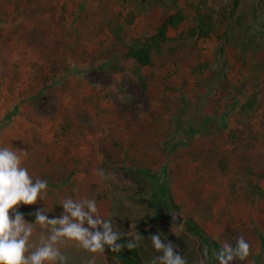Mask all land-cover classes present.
<instances>
[{
  "label": "rangeland",
  "instance_id": "rangeland-1",
  "mask_svg": "<svg viewBox=\"0 0 264 264\" xmlns=\"http://www.w3.org/2000/svg\"><path fill=\"white\" fill-rule=\"evenodd\" d=\"M225 10L234 11L232 22ZM176 12L185 21L169 31L174 41L153 55L151 68L125 59ZM252 23L264 30V0H0V146L27 151L23 166L33 179L60 188L61 174L90 172L105 214L135 225L156 214L144 203L153 191L188 220L206 218L196 187L212 208L229 187L230 218L250 219L242 229L259 236L264 253V71L250 69L264 51L253 56L242 46ZM199 24L206 37H188ZM65 120L71 137L56 143ZM205 153L198 168L192 158ZM225 153L231 178L222 187L216 177ZM100 168L114 179L100 180ZM129 169L147 183L140 196L122 189L135 186ZM207 172L214 176L207 192L191 186ZM41 202L18 211L32 215Z\"/></svg>",
  "mask_w": 264,
  "mask_h": 264
},
{
  "label": "clouds",
  "instance_id": "clouds-1",
  "mask_svg": "<svg viewBox=\"0 0 264 264\" xmlns=\"http://www.w3.org/2000/svg\"><path fill=\"white\" fill-rule=\"evenodd\" d=\"M21 154L26 157L27 151L0 146V264H67L68 258L60 251V245L86 251L90 254L87 264H96V254H103L106 249L119 252L125 247L128 250L137 247L135 240L139 237L126 244L121 242L125 234L114 229L111 218L100 215L95 198L74 200L65 197L58 218H48L51 209L46 211L45 207L35 211L34 223L26 222L18 206L34 205L38 200H44L48 182L39 177L33 179L23 166ZM95 174L102 181L114 179L103 168L97 169ZM34 225L48 232L46 238L41 235L37 245L30 244ZM150 241L154 250L161 253L153 258L152 264H186L183 256L174 251V244L165 243L159 234L151 235ZM250 252L251 245L240 235L234 246L225 241L216 253V259L219 264H231L234 260H246ZM203 255L205 258L198 264H206L207 246Z\"/></svg>",
  "mask_w": 264,
  "mask_h": 264
},
{
  "label": "crops",
  "instance_id": "crops-1",
  "mask_svg": "<svg viewBox=\"0 0 264 264\" xmlns=\"http://www.w3.org/2000/svg\"><path fill=\"white\" fill-rule=\"evenodd\" d=\"M193 157H195L192 158L193 160H198V168H201L202 162L206 161L209 158L206 153L201 156V160L199 159V156ZM79 161L85 164V160L83 158ZM52 173V178H58L57 173L55 174L54 171ZM222 173L221 176L216 177L218 185H221L223 187L228 184L229 186L228 181L231 178L230 174L226 175L225 173ZM91 175L92 174H90V172H83L81 169L70 172L67 171L64 174H61V179L63 180L61 188L56 185L55 180L50 181L47 185V198L45 200H42L41 202L42 208L46 207V211L51 209L47 213L48 218H58L61 215L63 209L60 204L65 197H71L74 200H78L84 197H87L89 199L95 198L100 215L106 219L111 218L115 230H123L122 234H125L124 237L127 239L132 238L133 240H135L136 237H139V239L135 240V242L137 244L139 257L144 264H152L153 258L161 255V253L154 250L151 244L150 236L153 234H159L161 239L165 243H167V241L173 243L175 247L174 251L177 254L183 256V258L186 260V264H198V261L200 259H204L205 257L203 253L205 246H207L208 250L206 264H219L218 260L216 259V253L219 252L222 244L225 241H228L234 246L236 238L240 235H243L251 245L252 252H250V255L246 258V260H234L231 262V264H264V253L262 252L263 246L262 244H260V240H258L259 236H248L242 229V226H246L245 224H248L250 222V219L244 218L243 220H240L242 219L240 217L239 219L230 218L229 205L228 207L225 205L226 202L228 203L231 198L230 188L228 187L222 190V196L219 195V199L214 203L213 208L211 204L210 207L206 205V195L208 194L206 190L207 186H209L208 184L211 182H207L206 180L214 178L212 172H207L206 174L199 173L198 176H196L197 174L195 175V178L192 177L194 178V180L191 186L200 185L204 187L205 191L207 192V194L203 195L198 191V188L196 187L194 189L195 196L193 197L197 200V202H203L200 208L201 211L205 212L202 213V216L206 218L188 216L189 219L184 220L183 224L178 228L167 224L163 219L149 222L138 227L134 224V222L132 221L133 219L131 218L127 217L126 219H123L113 215H106L105 213L107 207L105 208V205L103 206L104 201L98 198V195H96V191L94 192V190L91 188L92 182L87 181L88 179L91 180L93 178ZM184 178L180 179L181 183H183ZM214 183L215 182H212L211 185H213ZM235 184L238 186L240 185L238 183ZM213 189L211 188L212 191ZM183 193L187 196L185 191H183ZM178 202L183 201L181 200ZM260 208L261 207H258V209ZM24 219L29 223L35 222L34 214L24 215ZM188 225L194 227L195 229L190 231V229H188ZM124 226L125 228H122ZM85 227H87L86 223ZM233 229H236L235 232L233 231ZM150 232L151 234L149 235ZM41 235L45 236L46 238L48 232L42 231L39 229L38 225H34V232L32 237L30 238V244L37 245L39 243ZM59 247L60 251L68 258L67 264H87L88 260L90 259L89 253L77 247L69 245H60ZM31 250L33 249L30 248V251ZM96 255V264H122L114 256L108 255L106 253Z\"/></svg>",
  "mask_w": 264,
  "mask_h": 264
},
{
  "label": "trees",
  "instance_id": "trees-1",
  "mask_svg": "<svg viewBox=\"0 0 264 264\" xmlns=\"http://www.w3.org/2000/svg\"><path fill=\"white\" fill-rule=\"evenodd\" d=\"M236 4H237V2L234 3V5H236ZM222 14H223L222 16L224 19H226L228 17L227 19H229L230 22H232L234 20L233 19L234 11L225 10ZM206 18H208V17H206ZM184 21H185V16L181 12H176L175 14L168 15L155 28V32L152 35L143 37L138 42L137 45H133V46H130L127 48L126 52L124 53L125 59L137 63L140 67L151 68L153 65V55L155 53L159 52L160 49H162L164 44L174 41L173 38L169 37V35H168L169 31L177 29L178 26ZM235 22L240 25V18H237V20H235ZM201 25L202 24H199L196 28H194L192 31H190L187 36L188 37H195L196 39H200L201 37H203V38L206 37L207 32L201 28ZM247 25L250 27L251 30H250V32H248L244 42L242 43L243 44L242 45L243 50L246 53L250 50L251 54L253 56H255V53L257 54L260 51H264L263 50L264 49L263 48L264 42H262V44L260 45L256 39L257 35L264 37V30L260 26H257L254 23L247 24ZM117 31H119V29H117ZM117 40H119V39L117 38ZM259 62L260 63H256L250 67L251 72L256 73L260 69L264 71V60L259 61ZM53 76H55V74H53ZM53 76H49L48 79H51ZM250 79H245L244 81L250 80ZM138 82H139L140 87L144 90L145 85H144L143 78L139 76ZM241 86H244V84L242 83ZM71 127H72V123L70 121L65 120V121L61 122L59 124L57 130L55 131L54 135H53L55 142L56 143L61 142L67 138H70L71 133H72ZM224 155H225V161L221 160L219 165H218V170L221 173L226 169V158L228 156V153H225ZM215 156H217V154H215ZM108 162H109V160H108ZM113 169H119V170L121 169L122 171L126 170L125 167H122V168H116L115 167V168H112V170ZM139 172H141V171H139V170L133 171V170L129 169L128 174H129L130 178L134 181L135 186L132 187L129 185V186H125L122 188V189H124V191H125V189L127 190V189L132 188L131 196H134V197H137V196H140L141 194H143L144 190H143L142 186L147 185L146 181H144V178L141 176V174ZM163 185L166 186L165 188H168L166 184H163ZM158 189L160 191L161 187ZM144 203L148 206V208H150V209L153 208L152 200L146 199L144 201ZM172 206L175 210H177V208L174 204ZM20 213H22V212H20ZM158 220H162V218L156 214L152 217H149L148 215H146V216H143L141 219H136V226L139 227V226H142V225L147 224L149 222H154V221H158ZM188 229H190V231H191L195 228L188 225ZM119 231L123 232V230H119ZM129 240H133V239L132 238L127 239L124 237V239L121 242L126 244ZM105 253L108 255L114 256L122 264H144L139 257L137 247H135L131 250H128L125 247L119 252H111V251L106 249Z\"/></svg>",
  "mask_w": 264,
  "mask_h": 264
},
{
  "label": "water",
  "instance_id": "water-1",
  "mask_svg": "<svg viewBox=\"0 0 264 264\" xmlns=\"http://www.w3.org/2000/svg\"><path fill=\"white\" fill-rule=\"evenodd\" d=\"M153 210L156 215L160 216L167 224L178 228L185 220L184 214L177 212L166 200H163L160 195L152 192Z\"/></svg>",
  "mask_w": 264,
  "mask_h": 264
}]
</instances>
